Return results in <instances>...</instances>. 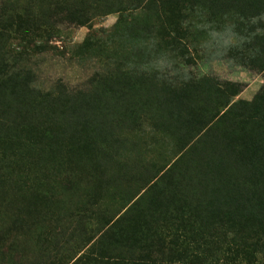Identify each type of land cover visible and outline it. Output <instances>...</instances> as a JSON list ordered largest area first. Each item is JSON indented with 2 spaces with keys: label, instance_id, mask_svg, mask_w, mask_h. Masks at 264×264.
<instances>
[{
  "label": "rangeland",
  "instance_id": "1",
  "mask_svg": "<svg viewBox=\"0 0 264 264\" xmlns=\"http://www.w3.org/2000/svg\"><path fill=\"white\" fill-rule=\"evenodd\" d=\"M199 1L208 3V0ZM209 1L217 10L223 11H247L248 7L253 4L257 7L261 2ZM140 12L136 10L127 17V20L132 19L131 34L138 37L137 42H134L136 39L131 36L114 42L108 40L107 37L118 19V14H110L94 19L90 29L55 19L56 38L47 46L35 53L22 47L26 49V52H22L23 61L33 73L30 79H33L31 82L36 94H33L35 98L24 97V94L18 99L0 97V264H141L138 259L132 258H128L129 261H118V255L139 256L140 252L142 253V245L150 242L153 244L158 233L162 232L164 219L171 214L169 211L175 210L176 214L177 204L181 200L178 195L181 189L172 187L170 175L165 181L159 182L158 190L153 189L144 194L142 213H135L130 220L126 217V220L114 224L110 229L106 227L107 220L114 219L116 215L124 212L127 200L133 198L144 181L158 168L164 167L174 159L175 142L172 140L159 137L153 144L152 141L148 143L145 135L130 134L124 140L122 154L118 150L112 152V158L102 160V173H94L92 168L95 161L83 160L86 157L77 150L67 147L62 149L59 142H52L51 135L46 131L52 122L64 124L66 130L70 131L68 134H76L77 131L81 137L94 133L93 129L104 125L105 129L109 127V130L117 131L119 125L110 123L131 112L133 106L128 105L126 101L129 98H132L131 102L134 101L133 97L136 95L124 90L138 88V84L132 85L124 77L120 80L121 89L115 83L121 75L120 65L124 60L131 66L130 72L139 76H149L159 67L169 76L168 79L178 77L180 81L189 78L193 82L202 78L209 79L212 88L199 90L197 93L206 108H212L221 99L219 92L214 91V88L222 87L227 82L237 84L240 90L232 101H251L256 93L264 89V73L259 72L257 68H249L241 60L240 50L243 48L241 45L244 37H234L222 19L221 29L213 30L207 22H199L201 18H195L193 21L197 30L191 33L190 38L184 39L187 50L181 48L176 52L175 65H164L165 62L161 60L153 67L142 64L139 66V62L144 60L146 52L148 54V49L152 46L150 44L146 47L145 40L138 43L143 39L141 26L147 19H143L144 16L139 15ZM148 19L155 24L161 23L155 21L153 16ZM260 19L263 26L257 22L255 34L264 32V17ZM148 34L154 35L153 32ZM89 39L97 41L85 45L84 42ZM195 43H198L197 46L192 45ZM234 47L239 51L229 52V49ZM97 49H102L103 54L93 55ZM107 56L111 57L112 62L108 63ZM126 81L128 88L125 87ZM100 92L102 100L112 99L113 105L116 104L119 110L114 111L112 106L103 112L94 108L89 112L85 111L87 114L76 112L84 111V108L77 107L80 100L96 98ZM123 96L129 98L124 99ZM99 112L100 117L95 114ZM86 117H89L91 123L98 121V128H86L82 124ZM114 140L116 135L113 133L103 137L105 147L110 150H116L115 143L118 142ZM49 142H52L51 152L46 145ZM210 143L211 140H206L197 155L203 162L201 167L195 165L194 159L179 167L183 180H188L193 175V170L204 169L214 181L221 184L226 181V177L221 174L220 165H226L225 160L235 164L237 159L234 155L223 156L221 163L218 160L210 161L207 158ZM220 148L224 150L222 145ZM47 159H55L58 165L47 163ZM122 163L124 165L120 166ZM64 166H70L74 173H59L55 170ZM261 169L255 171L256 174H261L263 168ZM48 184L51 187L45 191L42 187ZM69 185L78 186V189H69ZM82 187L91 191L93 188L98 189L101 192L100 197L87 202L83 197L84 192L79 191ZM35 188H38L40 193L47 192L44 200H39ZM231 195L232 193H228L222 186L210 187L204 208L209 209L213 201L216 202L214 210L228 211L229 208L224 204H230ZM243 202L248 213L258 214L263 211L255 204L250 190L244 194ZM103 231H109L110 234L104 233V239L102 237L100 240L99 233ZM90 237L94 238L95 242L88 248L90 243L88 244L87 239ZM99 249L107 251L106 259L97 255ZM157 256L162 257L161 254ZM217 264L227 262L220 261Z\"/></svg>",
  "mask_w": 264,
  "mask_h": 264
},
{
  "label": "trees",
  "instance_id": "2",
  "mask_svg": "<svg viewBox=\"0 0 264 264\" xmlns=\"http://www.w3.org/2000/svg\"><path fill=\"white\" fill-rule=\"evenodd\" d=\"M257 5L256 7L253 4L247 11H223L217 10L209 0L207 4L199 0H0V97L18 99L23 94L27 98L34 97L36 90L31 82L33 79H30L33 73L23 61L22 52H26V49L22 47L35 53L47 46L56 38L55 19L90 29L94 19L118 14L108 40L114 42L131 36L136 39L134 42H137L138 37L131 34L132 19L127 20L136 10L141 11L139 15L144 16L143 19L147 18L141 26L143 39L138 43L145 40L146 47L152 45L150 49L147 48L148 54L146 52L139 66L142 64L153 67L161 60L165 62L164 65H175L176 52L181 48L187 50L184 39L190 38L191 33L197 30L193 21L195 18L204 19L199 22H207L213 30L221 29L222 19L234 37H244L241 45L243 48L240 50L241 54L239 53L243 64L264 73V32L255 34L256 25L259 23L263 26L260 18L264 17V0ZM150 16L161 23H153L148 19ZM150 32L154 35L150 36ZM94 41L97 40L89 39L84 44L90 45ZM101 51L102 49H97L93 55L103 54ZM238 51L236 47L229 49L232 53ZM106 59L108 63L112 62L110 56ZM126 61L120 65L119 75L122 76L117 77L115 83L120 86V80L124 77L132 85L138 84V88L124 90L136 95L132 102V98L123 96L124 99L129 98L126 102L133 108L125 117H118L110 123L119 125L118 134L115 133L117 131L109 130V127L105 129V125L98 128V121L91 123L89 117H86L82 124L86 128L94 126L98 129H93L94 133L85 137L79 136L77 131L76 134L70 135L64 124L54 122L46 130L51 135L52 142H59L62 149L67 147L77 150L86 157L83 160L95 161L92 168L94 173H102V160L112 158L115 151L118 150L122 154L124 140L130 134L145 135L148 143L152 141L153 144L159 137L175 142L174 159L164 167L158 168L144 181L133 198L127 200L128 206H124V212L116 215L114 219L107 220L106 227L110 229L114 224L126 220V217L130 220L135 213H142L144 194L153 189L158 190L159 182L165 181L170 175L172 187L181 189L178 193L181 200L177 204L176 214L175 210L169 211L171 214L164 219L162 232L158 233L153 244L150 242L142 245V253L140 252L139 256L118 255V261H129L128 258H132L138 259L141 264H217L220 261H226L227 264H264V89L256 93L251 101H232L240 90L237 84L227 82L222 87L214 88V91L219 92L221 99L212 108H206L197 93L199 90L212 88L209 79L202 78L195 82L189 78L180 81L178 77L168 79L169 76L159 67L149 76H139L130 72L131 66L126 64ZM125 87L128 88L127 81ZM112 106L114 111L119 110L116 104L113 105L112 99L102 100L100 92L96 98L80 100L77 107L84 108V111L76 112L87 114L85 111L89 112L93 108L103 112ZM101 112L95 114L100 117ZM109 133L116 135V150L107 149L103 143L104 135ZM206 140H211L207 149V158L210 161L218 160L221 163L223 156L234 155L237 159L235 164L225 160L226 165H220L221 174L226 177L222 184L209 178V172L204 169L193 170V175L188 180H183V173L179 171L180 166L193 159L197 167L203 165L197 155ZM52 142L46 144L49 152ZM220 145L224 147L223 151ZM91 148L93 150H90ZM224 151H227L226 154H222ZM46 162L53 166L56 163L58 165L55 159H47ZM123 165L124 163L120 164ZM261 167L263 172L256 174L255 171ZM55 170L59 173H74L70 166ZM183 181L186 184H182ZM215 186H222L228 193H232L230 204H224L229 208L228 211L214 210L216 202L213 201L209 209L204 208L207 190ZM50 187L48 184L42 188L48 191ZM68 188L75 190L78 186L69 185ZM86 188H79V191L84 192L83 197L87 202L100 197L101 192L98 189L93 188V193ZM35 189L39 200H44L47 192L44 194V191L40 193L38 188ZM248 190L253 193L255 204L263 210L262 212L252 214L246 211L243 198ZM190 195L192 197H189ZM167 197L169 198V195ZM104 233L106 232L99 233L100 240L105 236ZM106 234L109 235V231ZM87 242L90 243L89 248L95 240L90 237ZM158 254L162 257L159 258ZM97 255L104 259L108 257L107 251L103 249H99ZM80 257L81 255L74 262Z\"/></svg>",
  "mask_w": 264,
  "mask_h": 264
}]
</instances>
